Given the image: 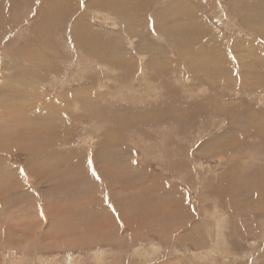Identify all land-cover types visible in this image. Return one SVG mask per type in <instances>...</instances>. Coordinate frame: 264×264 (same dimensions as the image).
<instances>
[{
  "label": "rangeland",
  "instance_id": "1",
  "mask_svg": "<svg viewBox=\"0 0 264 264\" xmlns=\"http://www.w3.org/2000/svg\"><path fill=\"white\" fill-rule=\"evenodd\" d=\"M85 1L72 0L65 5V0H0V83L4 77L10 79L21 76L24 80L33 81L38 92L55 101L56 107H63L56 113L62 116L60 125L66 127L63 131L67 133L62 139L56 136V150L77 151L94 157L95 150L101 145L103 130L112 131L125 139L124 147L131 154L134 152L133 161L137 167L147 168L145 171H150L160 180L143 183L136 170L129 169V162L119 166L114 156L111 165L108 160V164L100 169L102 173L97 174L100 181H107L111 186L120 183L115 188H119L122 198L126 192L128 203L123 199L119 203L109 200L117 212L112 215L114 220L110 218L102 222L101 217L95 215L92 218L99 216L100 219L95 218L96 222L88 224L86 222L91 219V215L81 218L58 216L56 225L60 230L58 232L56 229V237H62L61 234L67 232V229H62L63 223L59 224L65 220L64 225L69 227V223L73 224L74 231L71 234L74 239L77 237L80 240L84 236L81 241L86 240V243L45 248L37 252H27L26 248L0 247V264H264V138L248 133V130L254 131L258 127L256 124L253 126L255 122L264 125V35L240 23L233 10V0H180L190 5L194 18L187 19L190 23L187 22L183 27V30L189 27L185 32L191 35L198 27L196 19L199 18V24L204 29H215L213 33L222 34L234 49H230L229 44L211 45L213 51L224 57L228 64L226 66L220 60L216 62L215 58H204L205 55L199 58L201 61L197 62L205 63L210 80L202 82L184 71L171 75L168 68L169 74L165 75L166 68L163 66L169 67V64L179 60L176 55L170 54V48L162 39L164 32L161 29L159 32L162 31V34L151 28L136 27L137 32L146 35H122L123 28L113 12L106 13L97 6L91 9L88 5L92 0ZM167 1L152 3L151 6L159 8ZM97 9L99 12H96ZM41 13L45 19L42 22L37 17ZM79 19L83 21L81 24L100 33L104 45L109 44L112 48L109 50L115 57H124L127 63L120 62L121 68L128 70L124 78L116 68H112V73L102 72L106 69L103 61H95L88 54L85 56L82 49L84 53L78 52L83 42L73 43L72 32ZM40 33L43 34L38 38ZM35 39L41 44L39 46L37 43L36 47L45 48L40 52L42 62L35 65L20 62L23 51V55H29L32 50V56L36 54ZM143 43L151 46L150 52H140ZM208 44L210 42L203 41L196 45L208 50ZM252 44L254 48L249 54L248 48ZM194 46H188V50L195 51ZM153 61L155 66L162 64L160 68L163 69H159L155 77H152L153 69L149 68ZM40 65L41 69L36 67ZM231 78L256 84L254 87L257 88L253 87V92L249 91L252 95L243 94L244 91L240 92H243L241 95L238 88L234 89ZM225 79L226 85L219 87ZM40 94L34 100L39 101L44 97ZM72 94L74 99L90 96L93 105L90 108L80 103L77 107L67 105L70 103L67 102L68 97ZM214 108L219 110L218 115ZM220 108H224L225 113H232L237 122H243L240 126L250 125L247 126V133L241 129L235 131L230 126L229 116L223 117L224 111ZM169 110L174 112L167 117ZM72 115L73 118L69 119ZM46 121L41 120L40 125L48 130ZM20 124L22 122L17 124L19 129ZM228 129H233L234 133L225 136L222 132H228ZM41 142V145H49L43 139ZM50 143L53 146L52 141ZM226 144L228 146L219 153L208 152ZM203 145L209 147L205 150ZM8 158L11 164L19 166H25L27 162V155L22 150L10 152ZM127 179L128 184L132 185L121 181ZM106 185H100V194L107 198L111 196V190ZM164 185L171 189L172 195H168L173 199L162 200L165 198L162 192H158V198L152 195L156 186ZM70 190L67 187L64 192ZM97 190L99 186L96 185ZM137 194H143L140 198L141 215L138 218L144 216L145 220L140 231L134 228L136 224H123L129 217H136L130 215L129 211L133 210L131 205L139 207L140 201L135 199ZM155 204L164 208L165 215L158 212ZM170 205L177 210L174 211ZM47 222L44 221L45 224ZM193 232L196 234L193 235ZM88 238L93 241L90 242ZM105 240L110 241L108 243Z\"/></svg>",
  "mask_w": 264,
  "mask_h": 264
},
{
  "label": "bare ground",
  "instance_id": "2",
  "mask_svg": "<svg viewBox=\"0 0 264 264\" xmlns=\"http://www.w3.org/2000/svg\"><path fill=\"white\" fill-rule=\"evenodd\" d=\"M159 1H162V0H98V1L92 0L88 6H90L91 9H94L97 6V8H101V10L106 13L113 12L115 14V19L119 22V24L123 28L122 35L126 34L125 36H127V34H134V33L138 35H142V36L146 35L143 32L142 33L137 32L136 27L141 28V29L151 28L153 31H156V32H159V29H161L164 33L162 31L159 33L161 34L163 33L162 39L165 40V43L168 45L167 48L168 49L170 48V52H171L170 54L172 56L173 54L174 56L176 55L179 60V61L176 60L177 63L169 64V67L163 66L164 69L166 68V71H164L165 75H167L168 73V70H167L168 68L170 70L171 75L172 73L180 74L181 72L184 71L187 74L191 73L190 75L197 77L199 80H202V82L206 80H210L209 72L204 65L205 63L203 64L201 62H197L198 60H200L199 58L203 57L204 55H205L204 58L207 56L211 58H215L216 62L220 60L221 63L224 62V66L228 65L226 63V60H224V57H220V55H218L219 52L216 53V51H213L214 50L213 48L211 49L212 47L211 45H214V43L223 44V45L229 44L230 45L229 48L231 49L233 48L232 43L230 44L228 41H226L227 39L225 40L222 34L220 35L218 32L214 34L215 29L213 30L211 29L212 31H210V29H207V28L204 29L199 24V18L196 19L197 20L196 24L198 25V27L196 28V30H193L192 34L190 35L188 31L185 32V30H187L189 27H185L183 30V27L188 24L187 22H189L187 21V19L192 20L193 18L192 12L190 11L191 9L189 8L190 5L188 6L184 3H181L183 0L181 2L180 0H168L169 2L166 0L167 2H165L163 5L161 4L162 6H160L159 8L155 7L157 9L151 6L152 3L157 4V2ZM69 2H72V0H65V3H66L65 5H67ZM183 2H186V1H183ZM233 3L234 4L232 5H235L233 10L235 14L238 16L240 23H242V25L244 26H247V27L249 26L250 28H253L257 32L264 35V0H233ZM61 6H63V4ZM151 8H154V10H152ZM96 12H99L98 9L96 10ZM101 14L102 13H100V15ZM186 14H189V16H186ZM37 17L39 21L42 22L44 19V14L43 13H41L40 15L38 14ZM83 19L85 20V18ZM82 22L83 21L79 19V21L75 23V26L73 28L74 33L72 32L73 43L75 42L76 44H79V42H83L82 45H79L78 52L84 50L85 56L86 54H88V57L92 58L95 61H98V62L103 61L106 69H103L102 72L112 73L113 71L112 68H116L117 70H120V74L122 73L121 76L124 78V73H127L128 71L127 69L121 68L120 66V62L127 63L124 60V57L121 55L120 57H115L114 53L109 50V49H112L110 48L109 44L104 45V40L103 38H101L102 36L100 35V33L81 24ZM106 33L107 32H105V34ZM42 34L40 33L39 35H37V37L39 38V36H42ZM127 38H130V37H127ZM203 41L210 42V44H208V48L210 47L208 50L201 49L203 46L202 47L199 46L201 48L197 47L199 43H202ZM39 42H40L39 40L35 39L34 48L36 50V54L34 56H32L34 54L33 53L34 50H32L29 55H23L24 53L23 51V53L20 54L21 61L20 60L18 61L29 62L33 65H35L36 63L42 62L40 58V52L44 51L45 48L40 49V47H36L37 43ZM40 45L41 44L39 43V46ZM188 46H190L191 48L192 46H194L195 51L192 52L191 50H188ZM150 47L143 43L141 44V47L139 48V50L142 53L143 51H149ZM229 48L227 49L229 50ZM252 48H254L253 44L252 46L248 48V52ZM237 49L239 48L237 47ZM243 49L245 50V48ZM245 51H247V49ZM165 52L163 51V53ZM228 52L231 53V51H228ZM53 54H55V50ZM213 54H215V56ZM164 55H167V54L165 53ZM103 56H105V58ZM235 60L236 58L233 60L234 63H235ZM238 61L241 62L240 60ZM161 65L162 64H158L157 66H155L154 61L149 64V68L153 69L152 77H155L158 74L159 69H162L160 68ZM36 67L41 69V65L36 66ZM100 68H103V67H100ZM161 71H163V69ZM147 72H148V69H147ZM34 75L35 74H33V76ZM147 75L144 74L143 76H147ZM115 76H118V75H115ZM20 77H13L10 79L9 77L7 79H5L4 77V79L0 83V90H1L0 93H2L0 96V247H9L13 249L15 248L25 249L26 248L27 252H30V251L37 252L38 250L45 249V248L55 249V247H58V246H64V245H70V244H79V245L85 244L86 240L81 241L82 240L81 238L84 236L82 237L80 236L81 237L80 240L77 239V237H76L77 240L74 239V235L71 234L74 231V229L72 228L73 224L69 223V227H68L64 225L65 220H61L59 224L63 223V225H61L62 229L63 230L67 229V232L61 234L63 235L62 237H56V232H57L56 229L58 228V226L56 225V219H58L57 218L58 216L63 217L66 215L70 218H72V216H77L81 218L82 216L91 215V219H88L86 222L88 224L96 222V219L97 220L100 219L98 218L99 216L101 217L100 220L102 222L108 221V219L110 220V218L114 220L112 215H115L117 212L115 209H113V207H111V205L109 204V200H111L112 202L114 201V203H119L123 199L124 202L125 201L127 202V196H126V192L124 191L123 198H122L120 196L121 195L120 190H118L119 188L118 189L115 188V186H117L120 183L114 184L111 186L107 181H102V180L100 181L98 179L97 174L102 173L100 169H102L101 168L102 166H106L108 164V160H109V165H111V161L113 160V157L115 156L116 158L115 160H117V163L118 164L120 163L119 166L122 164H125V162H129V167H130L129 169L136 170L137 172L136 174L139 175V179L140 181H143V183H155L152 181L154 180L159 181L160 179L158 180V178L154 177V174H152L150 171H149L150 173L148 171H145L147 168L144 169L142 166L141 168L140 166L137 167L136 162L133 161L134 152L133 154H131L129 149L128 148L126 149L124 147L125 144L123 143L124 142L123 140L125 139H122V137H120L118 133L113 134L112 131H108V130L105 131V129L103 130L104 131L103 136H101L103 137L100 142L101 145H99V148L95 150L94 157L86 156L83 153H80L77 151H70V150L65 151L61 149L56 150V146H55L56 136H59V138L62 139L63 136L67 133V131H63V128L66 129V127L63 125H60L62 116L56 113V110L58 111L63 110V107H60V106L56 107L55 101H51L50 98L44 96L42 93L40 94L39 92L41 91L38 92L37 87L33 85V81L24 80ZM167 79L169 78L167 77ZM230 80L233 86L235 87L234 89L236 88L239 89V90L236 89L239 91V93L241 91H244V93L242 92L243 94H246V93H249L251 95L253 94V93H250L249 91L253 92L252 89L256 84L252 85L249 83L250 84L249 85L245 81H238V79L233 80L232 78ZM158 81L159 80H157V82ZM142 82L147 83L143 80ZM159 82H161V80ZM149 83H151V81ZM154 85H157V84H154ZM223 85H226V79L221 85H219V87ZM85 88L86 86L83 87L84 90ZM234 89L232 88V90ZM78 90L81 91L80 89ZM163 90L165 89L163 88ZM235 91L234 93H236ZM242 93L240 94L243 95ZM37 94L43 95L44 97L40 98L39 101L34 100L36 99ZM75 94L78 95L79 93H75ZM69 97H71L72 99H70ZM69 97H68L67 102L70 101V103L66 102L67 105H73V107H77V104L80 103V105H85L88 108L91 107L92 101H90L91 99H90V96L88 95L86 97L84 96L83 98L74 99L73 98L74 96L72 94V95H69ZM79 97H82V96H79ZM220 109L224 111V108H220ZM172 111L169 110L167 112L168 114L167 117L172 116ZM214 111H216L215 114L218 115L217 112L219 110L214 108ZM227 115L229 116L228 120H229L230 126L234 128L235 131L237 129L238 130L241 129L245 131V133H247V126L251 127L250 125L244 124V126L242 127L240 125L243 122H237L235 116H233L232 113H225L224 111L223 117ZM112 117H114V115ZM72 118H73V115L69 117V119H72ZM109 119L111 120V118ZM13 120L14 121L18 120L17 121L18 123L22 122V125L21 124L19 125L21 129L18 128V125H17L18 123L14 122ZM41 120H45L47 122L48 125L46 126H48L47 128L48 130H45L44 128L46 127L43 128L42 125H40ZM66 122L68 123V121ZM260 123L261 122H255L253 126L256 124L258 127L254 131L248 130V133L250 132L252 133V135H256L259 138L260 137L264 138V125ZM24 124H27V125L25 126ZM111 124L112 126L114 125L113 122ZM118 125L120 124L118 123ZM116 127H117V124H116ZM244 127H245V130H244ZM232 132L234 133L233 129L231 130L228 129V132L224 131L222 133H224L225 136L226 135L230 136L228 134H231ZM34 137L38 138L36 139L37 141L34 139ZM215 137H214V140H215ZM42 139L43 141L48 142L49 145L47 144L41 145L43 144V142H41ZM51 141L53 143V146L50 143ZM229 141H232V140H229ZM228 144H226L225 146H218V147L216 146L214 150H211L208 152L219 153L223 149H225V147H227ZM203 147L206 150V148H208L209 146L203 145ZM21 150L24 151L25 154L27 155V162L25 166H19L13 163L11 164L9 162L10 159L8 158V155L10 154V152L13 153L15 151H21ZM33 169H36V170H33ZM121 181H124L125 183H127L128 186L132 185V184H128V179L121 180ZM103 184H107L106 186L110 187V190H111L110 197L106 198L104 195H101L102 186L100 185H103ZM96 185L99 186V190L97 191H95ZM164 186L165 187L156 186V189H153L152 191V195H155V198H158L157 197L159 196L158 192H162L161 194L163 195L165 194V198L162 200H168L170 198L168 194H171V191H170L171 189L167 188L166 185ZM67 187H70L71 190L68 192H64V191H67ZM60 188H62L63 190H61ZM120 188H123V187L120 186ZM56 189H59V190L56 192ZM133 189H136V188H133ZM140 191H142V189ZM142 195L143 194H140V195L137 194V197L135 199L140 201V198L142 197ZM171 199L173 198L171 197L170 200ZM141 202L142 201L138 203L139 204L138 208L133 207V205L131 206L129 205L130 208L133 209L132 211H136V212L129 211L130 215H134L136 217L135 218L129 217L127 220L125 221L123 220L125 222L123 224H126V223L128 224V222L133 224V226L136 224L134 226L136 230H139L143 226V222L145 220V219L143 220L144 216L142 217V219L138 218L141 215L139 213L140 210L142 209ZM155 206L158 209V212L160 214L165 215V210L163 207H161L160 205L159 207L157 206V204H155ZM170 206L172 207L173 205H170ZM171 207H170V212L172 211ZM120 208H122V206ZM175 209L176 208L174 207V211ZM126 211L127 210H125V212ZM95 215H99V216L95 217L96 219L92 218V216H95ZM45 220H48L49 222L45 224L44 223ZM118 225H121V224L118 223ZM152 229L154 230V228ZM161 229L163 230L164 228H161ZM194 234L196 233L193 232V235ZM92 238H94V236ZM92 238L91 239L88 238L90 242L93 241ZM105 241L106 242L108 241L109 243L110 240H105Z\"/></svg>",
  "mask_w": 264,
  "mask_h": 264
}]
</instances>
